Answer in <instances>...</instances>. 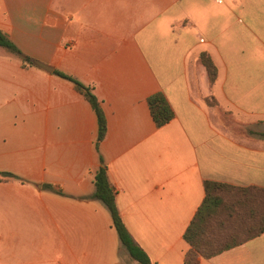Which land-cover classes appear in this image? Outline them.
Masks as SVG:
<instances>
[{"label": "crops", "instance_id": "crops-1", "mask_svg": "<svg viewBox=\"0 0 264 264\" xmlns=\"http://www.w3.org/2000/svg\"><path fill=\"white\" fill-rule=\"evenodd\" d=\"M0 30L52 69L0 48V172L16 176L0 181V264H139L90 199L102 167L153 264H186L205 181L264 189V0H0ZM56 72L99 100L98 149L93 107ZM199 264H264V233Z\"/></svg>", "mask_w": 264, "mask_h": 264}, {"label": "trees", "instance_id": "trees-1", "mask_svg": "<svg viewBox=\"0 0 264 264\" xmlns=\"http://www.w3.org/2000/svg\"><path fill=\"white\" fill-rule=\"evenodd\" d=\"M0 48L19 56L25 63H31V58L24 55L1 30ZM200 61L206 68L212 85L217 77V69L207 53L200 55ZM56 73L73 82L77 91L93 107L99 126L96 143L98 149L107 129L105 115L99 100L90 88L75 78L60 72ZM208 102L216 104L215 100ZM148 105L158 127L166 125L174 118V112L163 93L159 92L150 96ZM261 135L264 137V133ZM7 178H16V176L0 172V181ZM94 184L95 192L90 199L100 200L107 206L112 216L113 226L130 258L139 264H153L148 254L135 242L122 220L116 203V193L109 182L105 167L100 168L95 174ZM204 187L203 203L184 235L190 245V249L185 255L186 264H199L201 259H210L264 233V189L254 186L236 187L214 181H205ZM223 192L236 194L229 205L221 195ZM224 209H227L228 213L222 216L220 212Z\"/></svg>", "mask_w": 264, "mask_h": 264}, {"label": "rangeland", "instance_id": "rangeland-1", "mask_svg": "<svg viewBox=\"0 0 264 264\" xmlns=\"http://www.w3.org/2000/svg\"><path fill=\"white\" fill-rule=\"evenodd\" d=\"M212 104H213V102H212ZM221 195L224 198V200L226 201V203L229 205V203H231L234 200L236 194H234L233 192H223V193H221ZM226 213H228V210L224 209L220 212V215L223 216Z\"/></svg>", "mask_w": 264, "mask_h": 264}, {"label": "water", "instance_id": "water-1", "mask_svg": "<svg viewBox=\"0 0 264 264\" xmlns=\"http://www.w3.org/2000/svg\"><path fill=\"white\" fill-rule=\"evenodd\" d=\"M32 63L35 64L36 66L43 68L45 70H52L50 66L43 64L42 62L36 60V59H31Z\"/></svg>", "mask_w": 264, "mask_h": 264}]
</instances>
